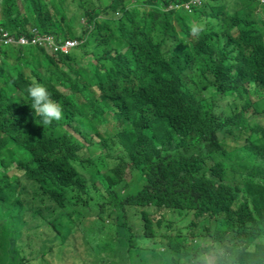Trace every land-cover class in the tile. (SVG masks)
<instances>
[{
  "label": "trees",
  "instance_id": "16d2710c",
  "mask_svg": "<svg viewBox=\"0 0 264 264\" xmlns=\"http://www.w3.org/2000/svg\"><path fill=\"white\" fill-rule=\"evenodd\" d=\"M0 1V34H55L68 17L61 38L82 39L56 55L43 39L14 42L12 65L0 42V264H74L77 227L94 264H127L133 246L146 262L157 247L176 264L218 248L221 264H264V0ZM33 79L62 120L41 124ZM87 145L107 153L84 158ZM116 156L113 171L100 168ZM125 165L143 183L134 193Z\"/></svg>",
  "mask_w": 264,
  "mask_h": 264
},
{
  "label": "rangeland",
  "instance_id": "374dc122",
  "mask_svg": "<svg viewBox=\"0 0 264 264\" xmlns=\"http://www.w3.org/2000/svg\"><path fill=\"white\" fill-rule=\"evenodd\" d=\"M71 1L73 0H67V3H70ZM80 0H77L75 1V6L77 8V3L79 2ZM3 6V4L1 3L0 1V7ZM53 6V4L51 5ZM49 6V7H51ZM1 14V12H0ZM67 19H70L68 17H66ZM65 19L63 21V24H62V28L60 30H57L55 31V34H51V33H45L44 31L40 32L38 30L37 27H31L30 25H28V29L29 31L35 36L33 38H29V37H26V36H21V37H24L25 39L28 40V43L27 44H22L23 46H26V45H35L37 43V40L38 39H43L45 41H49V40H52L54 37L56 36H60L62 33H70L71 34V31L73 30V28H70V24L68 22V20ZM84 20V19H82ZM21 45V46H22ZM11 49V50H10ZM10 52H9V55L7 56H4L9 62L10 65L13 64V61L15 62V52H16V49L14 46H10ZM84 61H86V59H84ZM212 92L208 91L205 93V96L208 97L211 95ZM210 101H215V107L219 108V110H223L225 107H226V103L224 101V99H215V100H212L209 98ZM230 112V108L227 107L226 110H225V114H228ZM113 123H108L107 125L103 126L100 128V132L103 136H107L109 134H111L112 130H113ZM87 132H89L87 130ZM90 136L91 134L88 133ZM247 136V133L244 135V137ZM92 137L98 141L100 140V136L98 134H94L92 135ZM240 144L239 142L238 143H234V142H231V141H228V145L229 147H234L235 145H238ZM88 147H85L82 151H81V154L84 158H88L90 156H96L98 155L100 152H104V153H107V150L106 149H99L97 147H94V148H89L90 145H87ZM117 154H122V150L120 148L116 149V155ZM120 162V157L119 156H116L115 158L113 159H108V160H103L99 163V166L101 169L103 168H106L108 171H113L112 167L116 164ZM7 170V169H6ZM81 170L83 173H85L86 177L89 178V174L81 167ZM9 174H13V172H16L15 169H9L8 170ZM122 173V176L125 177V181L127 182V189L130 190L131 192L133 191L136 192L138 189H140L142 187V181L141 179L139 178V174L137 173L136 170H132L130 168V166H124L123 168V171L121 172ZM91 182V185L93 186L94 184H97L96 186L99 187L100 184L98 181H96L95 183L93 182V180L91 179L90 180ZM101 186H104L103 184ZM95 199H97L96 197H94ZM137 210H140V208H137ZM92 214H94V212H92ZM130 217H134L135 220H136V216L135 215H130V216H127V225L128 226H131L132 228L136 226V223H135V220L133 218H130ZM91 218H93V216H91ZM110 220V217H107L106 221ZM114 220V218L112 219ZM110 220V221H112ZM137 221V220H136ZM67 224V223H66ZM78 231L76 232V243L78 245V251L75 252L77 258H79V260H77L76 263L74 264H81L82 263V260L83 259H88V252H86V247H82V243H83V231L81 230V228L77 227ZM119 233L118 231L116 232L115 236H118ZM201 239L203 238V236L200 237ZM203 240V239H202ZM206 242L209 243V238L206 239ZM252 250L255 248V244L252 243L251 244V247H250ZM32 249V248H31ZM133 249L135 250V254L133 255V257L130 256L129 260H127V264H176V257L171 255V254H167L162 256L161 255V252L162 253H165V251L161 248H154L153 250L155 251V254L154 255H151L152 256V260L150 262H146L144 257L146 256H142L141 254V249H140V252H138V247L137 246H133ZM29 251V248L27 246H25L23 244L22 246V250H21V255L23 254H27V252ZM57 251L56 248H54L53 250V254H55ZM251 254L249 255V253L247 254V258L250 260L251 258H255V254L254 252H250ZM7 256V254H6ZM48 257L52 260V264H58L59 261H61L60 259L58 258H53V255L52 254H48ZM68 259L67 258L64 262H68ZM247 259V260H248ZM89 261H91V264H94L95 261H96V258H93V257H89ZM37 261H35L33 264H37L36 263ZM183 262V261H182ZM181 262V263H182ZM69 264H72V263H69ZM123 264H126L125 262H123Z\"/></svg>",
  "mask_w": 264,
  "mask_h": 264
},
{
  "label": "clouds",
  "instance_id": "9594fccd",
  "mask_svg": "<svg viewBox=\"0 0 264 264\" xmlns=\"http://www.w3.org/2000/svg\"><path fill=\"white\" fill-rule=\"evenodd\" d=\"M194 1V0H193ZM190 2H184L183 4H177L176 7L183 6L186 10L191 8H186L185 4ZM191 32L193 34H200L206 30L205 23H192L190 24ZM74 29V28H73ZM73 31V30H72ZM71 31V34H72ZM3 33H8L12 38L11 41L6 42L12 45L14 42L18 45L27 44L20 43L19 40L21 36L17 37L10 31H4ZM70 35V33H62ZM61 34V35H62ZM24 38V37H23ZM1 42V41H0ZM51 55L56 54H70L72 51L79 49L81 46L82 39L79 38H66L63 39L61 36H56L52 40L47 41ZM28 93L31 97V108L34 109L35 115L42 118V123L44 126L50 125L53 121H60L63 119V108L60 102L52 98V94L48 91L45 84L33 79L28 87ZM220 252L218 248H211L208 251L202 252L197 257V264H221Z\"/></svg>",
  "mask_w": 264,
  "mask_h": 264
},
{
  "label": "built area",
  "instance_id": "2783aa9c",
  "mask_svg": "<svg viewBox=\"0 0 264 264\" xmlns=\"http://www.w3.org/2000/svg\"><path fill=\"white\" fill-rule=\"evenodd\" d=\"M195 1H199V0H194V2ZM185 6H186V8H190V3H186ZM11 40H12V38L8 35V33H2V34H0V41L9 42ZM19 42L20 43H27L28 40L25 39V38H23V37H21L20 40H19Z\"/></svg>",
  "mask_w": 264,
  "mask_h": 264
}]
</instances>
